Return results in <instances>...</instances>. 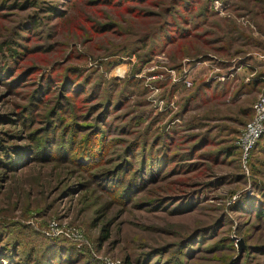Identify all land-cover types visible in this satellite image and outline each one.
<instances>
[{"label":"rangeland","instance_id":"1","mask_svg":"<svg viewBox=\"0 0 264 264\" xmlns=\"http://www.w3.org/2000/svg\"><path fill=\"white\" fill-rule=\"evenodd\" d=\"M263 91L264 0H0V264H264Z\"/></svg>","mask_w":264,"mask_h":264},{"label":"built area","instance_id":"2","mask_svg":"<svg viewBox=\"0 0 264 264\" xmlns=\"http://www.w3.org/2000/svg\"><path fill=\"white\" fill-rule=\"evenodd\" d=\"M253 110L254 118L246 125L244 135L241 140L245 151L248 150L263 130L262 121L264 120V91L258 96L257 101L253 105Z\"/></svg>","mask_w":264,"mask_h":264},{"label":"trees","instance_id":"3","mask_svg":"<svg viewBox=\"0 0 264 264\" xmlns=\"http://www.w3.org/2000/svg\"><path fill=\"white\" fill-rule=\"evenodd\" d=\"M50 10H54V7H51ZM258 212H262V211H258ZM103 236H104V237H107V236H108L106 231H105V234H104Z\"/></svg>","mask_w":264,"mask_h":264}]
</instances>
